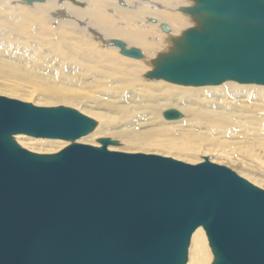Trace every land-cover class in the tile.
I'll use <instances>...</instances> for the list:
<instances>
[{"label": "water", "instance_id": "water-1", "mask_svg": "<svg viewBox=\"0 0 264 264\" xmlns=\"http://www.w3.org/2000/svg\"><path fill=\"white\" fill-rule=\"evenodd\" d=\"M72 2V0H69ZM196 27L146 75L183 87L264 86V0H193ZM24 4L44 0H22ZM161 32L168 33L165 25ZM124 57L142 52L109 41ZM178 121L176 110L162 113ZM96 123L0 96V264H185L201 228L212 264H264V190L230 169L75 143ZM16 136L69 145L40 155Z\"/></svg>", "mask_w": 264, "mask_h": 264}, {"label": "bare ground", "instance_id": "bare-ground-1", "mask_svg": "<svg viewBox=\"0 0 264 264\" xmlns=\"http://www.w3.org/2000/svg\"><path fill=\"white\" fill-rule=\"evenodd\" d=\"M14 1L16 0H0V57L26 65L35 64L38 66L45 53H49L51 50L57 51L55 48L60 41V33L74 41L68 47H61L62 50L58 52L57 60L60 64L65 65L66 73L61 71L54 79V83L47 80L46 82H37L39 87H45L43 90L46 88L51 90L43 94L40 88L39 92L42 95L56 99L58 103L66 107H76L80 102H78L77 95H74L76 91L73 93L74 89L78 88L75 86L88 80L90 74L92 78H96L98 77L97 73H100L105 78L113 80L114 73L104 72L100 68L102 62L111 63L110 60H112L117 65L130 69V71L121 74L120 78L116 80L117 83L120 82L125 85L130 77L138 82L132 84V87L135 86L136 89H131L128 97L121 103L123 105L116 103L114 98L105 103L110 115L119 111L125 114L126 121H128L136 112L150 111L153 115L151 123L154 125L153 127H156L154 130L169 131V128L166 130V128L159 126L158 121L163 119L162 113L164 111L176 110L191 123V132L193 136L196 135L195 137L201 136L199 133L197 135L196 126L209 132H218L222 136H229L233 131L240 129L245 134L247 131L244 127L257 126L263 134V129L256 121L264 122V86L226 81L219 86L183 87L162 80L155 82V80L140 79V75L154 69L155 62L160 56L173 51L175 42L182 38L185 31L196 27L193 17L179 11L185 7H194L196 4L193 0H72V2L69 0H44L43 3H36L31 10L16 5ZM53 13H58L64 17L61 19L53 17L51 16ZM53 21L56 27L51 29L49 24ZM70 21L80 27L77 31L74 29L76 36L68 37L66 35V31L73 27ZM115 21L119 22L118 27L113 25ZM161 25H165L169 32H161ZM87 32L91 36L99 37L106 45L113 46L109 41L117 40L125 43L127 49L139 48L144 54L143 60L130 65L129 62L132 60L128 57L123 60L117 54L111 58L108 54L102 55L96 52V46L90 36H85ZM78 35H83L79 41H77ZM20 39H24V42H20ZM113 49L115 53L119 51L115 47ZM6 65L0 59V73H2L0 77L5 74L6 71L3 72L4 69L2 68ZM8 66L9 64L6 67ZM10 68L20 69L21 67L10 64ZM32 72L34 76L38 77L36 71L32 70ZM62 91L66 92L67 96L62 94ZM0 92L9 97L23 98L25 102L28 100V102H33L35 106H38L37 104L42 105L41 107L48 106L45 99L37 100L32 95L26 97L13 92ZM158 98L165 99V101L172 100L176 103L183 102L185 106L167 108L162 111V107L157 101ZM241 98L252 100L254 104L245 106L243 101L237 103L238 99ZM127 104H133V108H128ZM146 104L150 106L148 109L142 107ZM87 114L96 123L95 114ZM105 126L115 128L109 124ZM97 134L104 135L103 132L92 131L83 139L81 138V141ZM126 135L121 132L117 134L125 142L127 140L124 138ZM163 137L168 136L163 135ZM17 139L16 136L15 142ZM35 141L39 145V151L43 153L58 152L62 148L59 144L44 142L41 139ZM180 141L173 139L171 144L170 142H163L168 147L174 145L179 148L177 154L180 156L173 155V157L181 158L182 153H190L191 151L190 147L185 146V143ZM134 145L143 146L144 144L136 142ZM260 145L264 146V142H261ZM35 154L38 153L35 152ZM236 162H238L237 167H239L237 170L242 174L245 170L244 163L241 160ZM240 167L243 168L240 169ZM253 184H258V181L253 179ZM212 262L213 256L205 233L201 228H197L191 236L185 264H212Z\"/></svg>", "mask_w": 264, "mask_h": 264}, {"label": "rangeland", "instance_id": "rangeland-1", "mask_svg": "<svg viewBox=\"0 0 264 264\" xmlns=\"http://www.w3.org/2000/svg\"><path fill=\"white\" fill-rule=\"evenodd\" d=\"M16 5L24 6L27 9L31 10L34 8L35 4H31L29 6H25L22 0L14 1ZM55 14V15H54ZM1 15V14H0ZM51 16L61 19L62 15L58 13H53ZM1 18V17H0ZM73 27L66 31V35L68 37L76 36L74 33V29L77 31L80 27L76 26L75 23L70 21ZM32 25V24H30ZM35 25V24H33ZM80 25V24H79ZM114 26L118 27L119 22L115 21L113 23ZM51 29L56 27V24L51 22L49 24ZM81 26V25H80ZM144 30V29H142ZM88 33V34H87ZM85 36H90L91 40L96 46V52L100 54H108L111 58L115 54H117L121 59L124 60L119 51L115 53L114 47L111 45H106L104 42L97 36H91L89 32H87ZM83 35H78V40L81 39ZM24 39H20V42ZM74 42L73 40L64 37L60 33V41L56 46L57 51L51 50L49 53H45L43 58L40 60L38 66L35 64L26 65L18 61L10 60L5 57H0L2 63L9 64L8 67H3V72L5 74L0 77V91H5V93H18L20 96H35L37 100L45 99L47 103L46 108H54V107H64L74 109L81 114L89 117L87 113L95 114L96 126L93 131L103 132L102 134H97L92 138H86L81 141V139L77 140L75 143L98 146L97 141L99 139H109L110 141H115L116 146H109L107 148L108 151L113 152H121L128 154H146V155H159L160 157L171 158L173 160L183 162L190 165H196L204 162V159L207 158L211 163L224 166L235 172L239 177L245 179L250 184H253V179L258 181V184L254 185L262 190H264V146H261L260 143L264 142V122L251 120L258 122V125L263 129V134H261L259 127L251 126L244 127L247 133H243L242 130L233 131L229 136H222L218 132H209L201 129L196 126L197 135L201 134L200 137L193 136L191 132V123L184 118L181 121H164L163 119L158 121V125L161 127L168 129L169 131L163 130H154V125L151 123L153 119V115L150 111H139L134 113L131 118L126 121V116L122 112H114L112 115L108 114V109L105 107L106 102L112 101V98L115 99L116 103L123 105L121 103L124 102V99L128 97L131 89H136L135 86L132 87V84H135L138 81H134L132 77L130 80H127V84L117 83L122 73L125 71H130L128 67L117 65L114 61L110 60L111 63L102 62L100 64L101 70L108 73H114L113 80L105 78L104 75L97 73L96 78H92V75H88V80L82 82L75 86L73 93L77 95L79 105L76 107L70 106L66 107L56 101V99H52L47 97L45 92H50L49 89H44L45 87H39L37 82H46L51 81L54 83V79L59 75L61 71L65 72V65L60 64L58 62V52L62 50L61 47H68L70 43ZM141 51V49L136 48ZM34 50V49H32ZM35 51V50H34ZM142 52V51H141ZM143 54V52H142ZM144 54L140 60H143ZM132 62H129L130 65L136 63L139 60L131 59ZM126 61V60H125ZM10 64H16L20 66V69L10 68ZM36 71L38 77L34 76L32 73ZM29 72V73H28ZM66 73V72H65ZM147 73H143L140 75V79H147ZM2 74V73H0ZM128 79V78H127ZM34 81V82H33ZM36 81V82H35ZM155 82H159V80H155ZM43 90H41V89ZM41 90V92H39ZM64 92L62 91V94ZM67 96V93H64ZM71 94V93H70ZM160 94V93H157ZM73 95V96H74ZM0 96L6 97L9 99L17 100L23 103H29L34 105L33 102L23 101V98L9 97L8 95L1 94ZM25 100V99H24ZM167 100V99H166ZM159 105L162 107V111L167 108H181L185 106L183 102H174L172 100L165 101V99L158 98L157 99ZM244 102L245 106H249V104L253 103L252 100H245L243 98L238 99L237 103ZM42 102V101H41ZM40 103V102H39ZM254 104V103H253ZM36 107H41L42 105L37 104ZM40 105V106H39ZM35 106V105H34ZM74 107V108H73ZM128 108H133V104H127ZM143 108H149V105H143ZM141 108V107H139ZM86 112V113H85ZM252 115V114H249ZM90 118V117H89ZM91 119V118H90ZM93 120V119H92ZM94 121V120H93ZM131 121V122H130ZM130 122V123H127ZM109 124L110 126H115V128L106 127L105 125ZM153 130V131H151ZM127 134L124 138H127L126 142L119 136L118 133ZM163 135H167L168 137H163ZM18 139L16 143L23 149L38 153L42 155L46 154H54L57 152L48 151L46 153L39 151V145L35 141L36 139L29 138L26 136H17ZM15 138V137H14ZM138 138H140L138 140ZM83 139V138H82ZM174 140H181L180 142H184L185 146L190 147V153L184 152L181 154V158H176L174 156H180L178 153L179 148L176 146L168 147L163 144V142H173ZM44 140V142H51L52 144H59L62 149L69 145L68 142L62 140ZM205 141V142H204ZM136 142L143 143L144 145H134ZM197 142H199L197 144ZM201 142V143H200ZM126 143V144H125ZM203 143V144H202ZM205 143V144H204ZM224 143V144H223ZM207 144V145H206ZM226 144V145H225ZM201 145V146H200ZM206 145V146H205ZM210 145V146H209ZM212 146V147H211ZM46 149V148H44ZM59 152V151H58ZM241 160L244 163L245 170L241 173L238 172L237 167L238 162ZM243 167H240L242 169Z\"/></svg>", "mask_w": 264, "mask_h": 264}]
</instances>
